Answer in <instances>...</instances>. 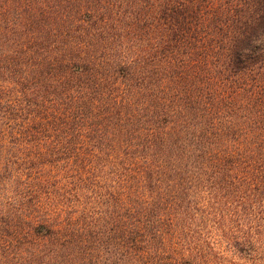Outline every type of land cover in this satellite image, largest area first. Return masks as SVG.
I'll return each instance as SVG.
<instances>
[{
	"label": "trees",
	"instance_id": "obj_1",
	"mask_svg": "<svg viewBox=\"0 0 264 264\" xmlns=\"http://www.w3.org/2000/svg\"><path fill=\"white\" fill-rule=\"evenodd\" d=\"M0 264H264V0H0Z\"/></svg>",
	"mask_w": 264,
	"mask_h": 264
}]
</instances>
